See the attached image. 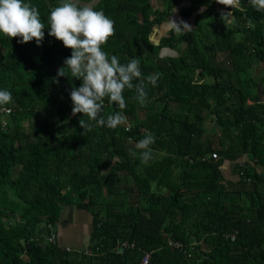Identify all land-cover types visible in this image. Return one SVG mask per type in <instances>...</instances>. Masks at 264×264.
Instances as JSON below:
<instances>
[{
    "label": "trees",
    "instance_id": "trees-1",
    "mask_svg": "<svg viewBox=\"0 0 264 264\" xmlns=\"http://www.w3.org/2000/svg\"><path fill=\"white\" fill-rule=\"evenodd\" d=\"M156 1L93 5L114 21L103 50L121 63L138 58L145 77L159 74L144 106L135 89L123 92V110L105 100V118L122 111L128 129L93 123L84 132L79 120L88 118L72 115L70 92L81 81L57 76L71 50L48 35L59 0H24L45 25L41 46L0 34V90L13 98L0 110V264H140L143 250L151 251L147 264H264V101L255 90L264 12L241 0L247 11L225 25L215 0H189L184 15L204 5L217 27L196 22L153 44V26L179 2ZM163 46L177 55L159 56ZM146 133L155 143L144 164L135 145ZM242 153L250 163L236 164L238 188L230 189L217 166ZM67 205L91 216L86 248L47 240ZM118 240L135 247L118 253Z\"/></svg>",
    "mask_w": 264,
    "mask_h": 264
},
{
    "label": "clouds",
    "instance_id": "clouds-1",
    "mask_svg": "<svg viewBox=\"0 0 264 264\" xmlns=\"http://www.w3.org/2000/svg\"><path fill=\"white\" fill-rule=\"evenodd\" d=\"M216 3L232 10L220 13L225 25L233 22L235 11H247L242 7L241 0H216ZM247 3L256 11L264 12V0H247ZM47 23L50 29L48 35L71 50L70 56L58 69L57 76L70 75L72 79L81 81L79 87H72L70 99L72 115L82 114V117L88 118L89 122L82 118L79 120L84 132L91 131L93 123L113 130L127 124L122 111L106 118L103 115L105 100L121 110L127 107L123 96L125 90L135 89L134 99L141 106L150 102L146 88L148 84L157 86L159 74L145 77L138 58L121 63L118 56L109 55L103 50L102 46L115 34L114 21L103 11H96L82 0H59L58 5L50 9ZM168 26L177 35L192 30L191 25L184 21L178 24L169 20ZM44 29L37 7L24 0H0V34L3 36L10 40L17 38L20 44L35 41L37 46H41L45 38ZM10 103H13L11 92L0 90V110H6ZM154 143L155 136L151 133H146L136 143L135 148L139 150L142 163L147 164L153 158L151 145ZM130 154L137 155L136 151H130Z\"/></svg>",
    "mask_w": 264,
    "mask_h": 264
},
{
    "label": "crops",
    "instance_id": "crops-1",
    "mask_svg": "<svg viewBox=\"0 0 264 264\" xmlns=\"http://www.w3.org/2000/svg\"><path fill=\"white\" fill-rule=\"evenodd\" d=\"M99 0H82L83 3H88L90 6L95 5ZM153 8L159 6V2L156 0H151ZM191 3L189 0H179V2L172 7L165 19L159 24L153 26L152 33L149 36V41L153 44H157L162 36L167 35L169 28V20H174L178 24L180 21L187 22L191 27H195L196 22L202 25L204 18H210L207 13H205V6L200 5L194 8L188 15H184L182 10L189 6ZM214 12H227L224 6L216 3V0L211 4ZM211 19V18H210ZM212 20V19H211ZM214 23L209 28L217 27ZM167 47V46H163ZM171 48V47H168ZM161 49V47H160ZM159 49V52H160ZM172 50L164 51L163 56L177 55V49L171 48ZM170 51V52H169ZM259 70L264 68V64L258 65ZM262 97L264 101V73L260 77ZM259 101V99H258ZM260 102V101H259ZM208 130L209 126L206 125ZM250 163V157L247 153H242L239 157L235 159H220L217 166L220 177L224 180V185H228L230 189L238 188L237 181L239 179L238 173L236 171L237 163ZM259 170V169H258ZM91 229V216L90 214L82 209H78L73 205L65 206L59 215V219L55 226V240L57 244L64 247L82 249L86 248L89 243V234Z\"/></svg>",
    "mask_w": 264,
    "mask_h": 264
},
{
    "label": "built area",
    "instance_id": "built-area-1",
    "mask_svg": "<svg viewBox=\"0 0 264 264\" xmlns=\"http://www.w3.org/2000/svg\"><path fill=\"white\" fill-rule=\"evenodd\" d=\"M4 111L7 112L8 109H6ZM124 129H128V123L126 125H124ZM210 156L212 158L217 157L215 153H211ZM239 174H241V172ZM54 237L55 236L53 234H51L47 237V240L50 242H53ZM224 237L229 238L230 240H233L234 239V233L224 234ZM134 247H135V244L133 242H129L126 240H118V241H116V244H115V249L118 253H121L123 249H128V248L132 249ZM150 253H151V251H148V250L142 251V254H141L140 259H139L140 264H147L148 263V261L150 259Z\"/></svg>",
    "mask_w": 264,
    "mask_h": 264
},
{
    "label": "water",
    "instance_id": "water-1",
    "mask_svg": "<svg viewBox=\"0 0 264 264\" xmlns=\"http://www.w3.org/2000/svg\"><path fill=\"white\" fill-rule=\"evenodd\" d=\"M168 50L171 51L172 49L171 48H168V47H161L160 52L158 53V55L159 56H163L164 51H168ZM169 55L172 56L170 53H169ZM255 90H256V92L258 94L259 101L262 102L263 97H262V89H261V84L260 83H257Z\"/></svg>",
    "mask_w": 264,
    "mask_h": 264
},
{
    "label": "rangeland",
    "instance_id": "rangeland-1",
    "mask_svg": "<svg viewBox=\"0 0 264 264\" xmlns=\"http://www.w3.org/2000/svg\"><path fill=\"white\" fill-rule=\"evenodd\" d=\"M209 17L211 18L210 15H209ZM210 18H204V22H202L203 27H208V26H211L213 24V20H211Z\"/></svg>",
    "mask_w": 264,
    "mask_h": 264
}]
</instances>
